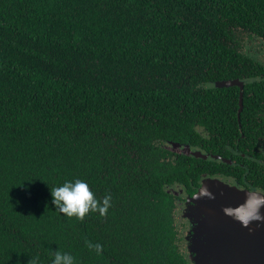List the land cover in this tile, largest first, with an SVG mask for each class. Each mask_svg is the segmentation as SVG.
I'll list each match as a JSON object with an SVG mask.
<instances>
[{
	"label": "trees",
	"instance_id": "obj_1",
	"mask_svg": "<svg viewBox=\"0 0 264 264\" xmlns=\"http://www.w3.org/2000/svg\"><path fill=\"white\" fill-rule=\"evenodd\" d=\"M254 40L264 0H0V264H194L181 207L201 181L264 193ZM236 80L240 118V88L216 86ZM75 180L106 213L55 208Z\"/></svg>",
	"mask_w": 264,
	"mask_h": 264
},
{
	"label": "water",
	"instance_id": "obj_2",
	"mask_svg": "<svg viewBox=\"0 0 264 264\" xmlns=\"http://www.w3.org/2000/svg\"><path fill=\"white\" fill-rule=\"evenodd\" d=\"M216 86L240 88V118L245 82H219ZM182 151L196 158H208L201 150L190 147ZM184 218L192 227L186 240L194 264H264L263 192L206 177L198 192L188 199Z\"/></svg>",
	"mask_w": 264,
	"mask_h": 264
},
{
	"label": "clouds",
	"instance_id": "obj_3",
	"mask_svg": "<svg viewBox=\"0 0 264 264\" xmlns=\"http://www.w3.org/2000/svg\"><path fill=\"white\" fill-rule=\"evenodd\" d=\"M52 204L60 213L78 219H83L90 211H99L102 215L107 212L109 197H105L103 205L94 196L88 184L83 180L65 181L62 185L51 189ZM94 247L97 254L102 246L99 244L89 245ZM32 264H37L33 261ZM51 264H75L74 257L66 252L56 251Z\"/></svg>",
	"mask_w": 264,
	"mask_h": 264
},
{
	"label": "rangeland",
	"instance_id": "obj_4",
	"mask_svg": "<svg viewBox=\"0 0 264 264\" xmlns=\"http://www.w3.org/2000/svg\"><path fill=\"white\" fill-rule=\"evenodd\" d=\"M244 47L246 52L251 53L257 60L264 62V44L261 41L254 40L252 42H248ZM184 222L185 220L182 219L183 224Z\"/></svg>",
	"mask_w": 264,
	"mask_h": 264
},
{
	"label": "flooded vegetation",
	"instance_id": "obj_5",
	"mask_svg": "<svg viewBox=\"0 0 264 264\" xmlns=\"http://www.w3.org/2000/svg\"><path fill=\"white\" fill-rule=\"evenodd\" d=\"M180 148H181V147H180ZM186 148H187V147H182L181 150H184V149H186ZM191 150H193V149H191ZM203 180H204V179H203ZM203 180H202V181H203ZM202 181H201V184H202ZM200 187H201V185H200ZM200 187H199V189H200ZM175 189H178V190H179V192H178L179 194H182V193L184 192V188H182V187H180V186H178V185L175 186ZM199 189H198V190H199ZM197 192H198V191H197ZM197 192H196V193H197ZM196 193H195V194H196ZM195 194H194V195H195ZM186 204H187V202H185V203L183 204V206L181 207V211H182V212L185 211V209H186ZM183 216H184V215L182 214V217H183ZM183 218H184V217H183ZM189 225H190V222H189ZM190 227H191V225H190ZM190 227H189V228H190ZM191 228H192V227H191ZM189 231H190V229H188V230L186 231V235L184 236L185 239L187 238Z\"/></svg>",
	"mask_w": 264,
	"mask_h": 264
}]
</instances>
